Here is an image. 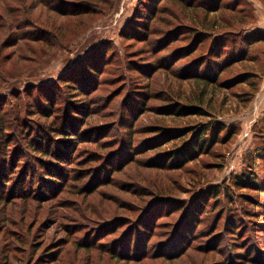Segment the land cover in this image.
Returning <instances> with one entry per match:
<instances>
[{"label": "rangeland", "instance_id": "obj_1", "mask_svg": "<svg viewBox=\"0 0 264 264\" xmlns=\"http://www.w3.org/2000/svg\"><path fill=\"white\" fill-rule=\"evenodd\" d=\"M105 1L0 0V264H264V0Z\"/></svg>", "mask_w": 264, "mask_h": 264}, {"label": "trees", "instance_id": "obj_2", "mask_svg": "<svg viewBox=\"0 0 264 264\" xmlns=\"http://www.w3.org/2000/svg\"><path fill=\"white\" fill-rule=\"evenodd\" d=\"M100 1H103V0H100ZM84 2H87V0H84ZM104 2H106V1L104 0ZM74 11H75V13L73 15H77L80 10L78 8V9H75ZM256 41L257 40H255V42ZM215 58L217 60H219L221 58V56L217 55ZM251 62L255 63L256 61L254 60V61H251ZM253 75H254L253 77H257L259 75V73L254 72ZM215 79H216V77L210 76V84L213 83V81H215ZM209 132H210L209 128H206V129L204 128V129H200V130L196 131L193 134V138L190 139V141L188 142L187 146H185V148L183 147V148L178 149L172 159H174V158L175 159H179L180 157H182L184 159H188V160L191 161L192 160V154L191 153H197V151L198 152L201 151L202 148H204V146H206L205 143H206L207 139L209 138V136H208ZM55 156L60 157V155H59V153L57 151H55ZM259 159H264V158H262L260 156ZM52 173H55V172H52ZM238 178H239V180H243L244 183L247 182V183H251V184L255 185L260 190L263 188L261 183L257 182L256 177H249V176L246 175L245 179H243L241 177H238ZM58 261L59 260L57 258H55V259H53V261L51 263L52 264H56V263H58ZM38 264H44V262H40Z\"/></svg>", "mask_w": 264, "mask_h": 264}]
</instances>
